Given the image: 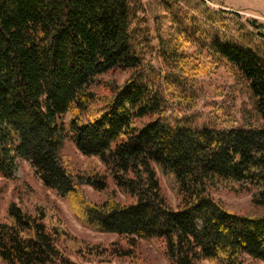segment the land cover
I'll return each mask as SVG.
<instances>
[{
	"label": "trees",
	"instance_id": "obj_1",
	"mask_svg": "<svg viewBox=\"0 0 264 264\" xmlns=\"http://www.w3.org/2000/svg\"><path fill=\"white\" fill-rule=\"evenodd\" d=\"M152 1L162 14L150 29L142 0H0V175L20 186L0 217V264H140L139 241L168 264L264 261V57L218 40L203 45L188 26L204 25L201 18L224 28V10ZM153 49L178 75H142ZM188 63L192 76L234 71L263 126L165 125L164 97L179 102ZM122 72L121 84L109 78ZM68 140L84 158L81 171L62 155ZM23 163L81 227L117 239L70 235L24 182ZM222 191L250 193L248 209L225 208L213 198Z\"/></svg>",
	"mask_w": 264,
	"mask_h": 264
},
{
	"label": "rangeland",
	"instance_id": "obj_2",
	"mask_svg": "<svg viewBox=\"0 0 264 264\" xmlns=\"http://www.w3.org/2000/svg\"><path fill=\"white\" fill-rule=\"evenodd\" d=\"M188 0L180 1V5ZM194 1V0H190ZM211 10H224L220 14V18L224 20L226 25L224 28L219 25L210 24L204 19L202 26H195L191 20L193 30H198L202 34V44H207L213 40H218L222 44H229L240 48L253 51L259 57H264V0H197ZM148 19V26L153 28L151 17L161 15L162 10L157 9L152 0H142ZM238 5L239 9L231 11L226 6ZM139 17L142 14H138ZM181 16V13H180ZM248 20H255L259 30H255L248 24ZM151 45L156 47L155 40L151 41ZM194 52L193 49L186 50V54ZM204 52V51H203ZM194 60L191 59V62ZM191 63L186 64L185 70L181 77V85L177 86L179 102L169 103V99L165 96V102L168 104V111L164 117L165 125H172L177 121H184L195 127H214L222 129L232 126L235 128L258 129L263 126V121L254 109V103L248 89L245 87L242 79L228 67H220L211 75L192 76ZM156 72L161 75L163 81L168 74L178 75L175 70L167 68L162 58L155 49L146 59V65L142 75ZM129 72L117 73L109 78L114 79L121 84L127 77ZM62 155L72 166L78 170H82L84 158L75 149L71 141H66L63 146ZM22 172L24 182L32 189L33 195L37 199L47 202L57 213V216L64 224L65 228L73 237L87 241L111 243L117 239L115 235L99 234L81 227L70 215L65 202L58 199L51 191L44 189L41 183L36 180L26 164H22ZM161 188L167 201L172 207L176 205V200L166 187L163 179ZM20 186L15 182L7 180L0 175V217L6 211L7 205L14 200L19 192ZM87 196L96 202L102 201V197L93 192L89 187H84ZM213 198L220 202L225 208L234 212H245L250 202V193L235 194L228 191L214 193ZM22 206L30 209L27 199L22 198ZM63 250V247L58 244ZM138 250L140 253V264H168L155 247L147 242L139 241ZM66 255L74 262L80 263L81 260L68 251L64 250ZM91 264V263H88ZM94 264V263H93ZM108 264H133L129 260L113 259ZM197 264H209L207 261H201ZM242 264H264V261L252 259L247 256L242 257Z\"/></svg>",
	"mask_w": 264,
	"mask_h": 264
},
{
	"label": "crops",
	"instance_id": "obj_3",
	"mask_svg": "<svg viewBox=\"0 0 264 264\" xmlns=\"http://www.w3.org/2000/svg\"><path fill=\"white\" fill-rule=\"evenodd\" d=\"M227 9L231 10V11H234V10H238L239 9V6L238 5H230V6H226Z\"/></svg>",
	"mask_w": 264,
	"mask_h": 264
}]
</instances>
